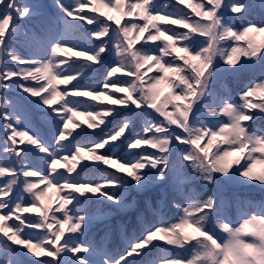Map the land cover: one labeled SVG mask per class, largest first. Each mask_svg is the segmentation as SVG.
<instances>
[{"label":"snow or ice","instance_id":"obj_1","mask_svg":"<svg viewBox=\"0 0 264 264\" xmlns=\"http://www.w3.org/2000/svg\"><path fill=\"white\" fill-rule=\"evenodd\" d=\"M261 33L264 0H0V264H264Z\"/></svg>","mask_w":264,"mask_h":264},{"label":"trees","instance_id":"obj_2","mask_svg":"<svg viewBox=\"0 0 264 264\" xmlns=\"http://www.w3.org/2000/svg\"><path fill=\"white\" fill-rule=\"evenodd\" d=\"M104 11H107V10L105 9ZM109 14H110V15H116V13H114V12L109 13ZM173 26H174V27H179L178 25H173ZM253 37H254V39H255L254 41L257 42V43L264 42V33H261V34H253ZM69 55H70V54H69ZM118 75H119V73H118ZM60 87L62 88V87H64V86L61 85ZM163 91H164V92H167V87H166V86H163ZM252 99L255 101L256 98H252ZM78 119L81 120V121H84L85 124L87 123V120H86L85 117H79ZM142 147H147V146L145 145V146H142ZM118 167H119L118 163H113V164L111 165V169H112V170H115V169H117ZM260 170H261V169L258 167V168H257V172H259ZM148 195H150V194H149V193H145L143 196L138 197V199H140V200L142 201V200H143L146 196H148ZM246 195H247L248 197H250V198H253V199H260L262 196H264V194H262V193H260V192H249V193H247ZM51 196L57 198V193H56L55 190H53V191H51V192L49 193V197H50V198H51ZM53 197H52V198H53ZM52 198H51V199H52ZM117 219H119V217H113L112 220H111V223H113V225H115ZM134 238H135V237L132 236L131 238L126 239V240L124 241V243H125V247L127 246L128 243H131V241H132Z\"/></svg>","mask_w":264,"mask_h":264},{"label":"rangeland","instance_id":"obj_3","mask_svg":"<svg viewBox=\"0 0 264 264\" xmlns=\"http://www.w3.org/2000/svg\"><path fill=\"white\" fill-rule=\"evenodd\" d=\"M252 38H253V40H255L254 37H253V35H252ZM52 197H53V196H51V198H52ZM56 199H57L56 197H53V198L51 199V201H52L53 203H55V202H56Z\"/></svg>","mask_w":264,"mask_h":264}]
</instances>
